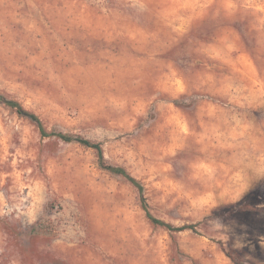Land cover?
Listing matches in <instances>:
<instances>
[{"label":"rangeland","instance_id":"1","mask_svg":"<svg viewBox=\"0 0 264 264\" xmlns=\"http://www.w3.org/2000/svg\"><path fill=\"white\" fill-rule=\"evenodd\" d=\"M0 93L195 225L0 101V264H264V0H0Z\"/></svg>","mask_w":264,"mask_h":264},{"label":"trees","instance_id":"2","mask_svg":"<svg viewBox=\"0 0 264 264\" xmlns=\"http://www.w3.org/2000/svg\"><path fill=\"white\" fill-rule=\"evenodd\" d=\"M0 101L4 102L8 106H10L14 110H16L20 115L27 116L28 118H30L33 122H35L39 126L41 132L44 135H56V136L66 140V141L76 140V141L82 143L83 145L94 148L98 153L99 163H100L101 167L109 170L110 172H112L114 174L121 175V176L125 177L127 180H129L132 184H134L138 188L140 195L142 197V206H143L144 210L146 211V216L150 220V222H152L153 224L161 225V226L166 227L167 229L176 230V231H181V230H185L188 228H194L195 227L194 224H184L181 226H175L170 222H167L163 219L156 217L151 212L149 205L145 200V197H144L145 187H144L143 183L138 178L133 176L124 166L114 165V164L108 163L105 159L104 151H103V147H102L101 142H96V141H93L89 138H85V137H82L80 135H75V134H71V133H65L63 131H58V132L50 131V132H48L46 130L42 120L40 119V117L35 112L25 108L20 101L13 99V98H10V97L2 94V93H0ZM245 200H246V198H245ZM242 202H244V199L240 200L238 203H242Z\"/></svg>","mask_w":264,"mask_h":264}]
</instances>
